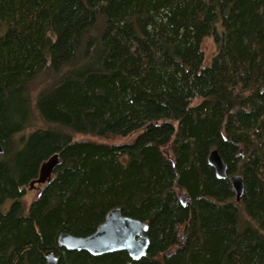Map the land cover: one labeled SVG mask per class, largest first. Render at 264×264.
<instances>
[{
  "label": "trees",
  "instance_id": "16d2710c",
  "mask_svg": "<svg viewBox=\"0 0 264 264\" xmlns=\"http://www.w3.org/2000/svg\"><path fill=\"white\" fill-rule=\"evenodd\" d=\"M0 144V264H264V0H0ZM113 207L144 257L58 244Z\"/></svg>",
  "mask_w": 264,
  "mask_h": 264
},
{
  "label": "water",
  "instance_id": "95a60500",
  "mask_svg": "<svg viewBox=\"0 0 264 264\" xmlns=\"http://www.w3.org/2000/svg\"><path fill=\"white\" fill-rule=\"evenodd\" d=\"M3 152L0 144V153ZM208 163L213 167L216 177L228 178L238 200L243 191V181L239 174L228 175L226 165L216 149H211L207 156ZM59 155L54 153L40 163L37 176L33 178L27 187L28 191H34L42 184H49L53 178L56 166L59 164ZM177 193L181 203H185L189 197L185 196L181 187L175 181ZM41 190H37L38 195ZM147 224L138 219L123 215L118 207L111 208L104 220L97 228L86 236H74L69 233H61L58 244L70 250H84L91 255H101L116 251H125L130 258L138 260L147 253L149 239L146 235ZM45 264H57L58 258L53 251L44 254Z\"/></svg>",
  "mask_w": 264,
  "mask_h": 264
},
{
  "label": "rangeland",
  "instance_id": "374dc122",
  "mask_svg": "<svg viewBox=\"0 0 264 264\" xmlns=\"http://www.w3.org/2000/svg\"><path fill=\"white\" fill-rule=\"evenodd\" d=\"M202 48H203L204 55H205V61L208 62L211 55L215 51V45L213 43V40L210 37L205 38L202 42ZM30 192L31 191H29V193L26 195L27 200L30 199V196H32ZM7 204L8 203H6V205Z\"/></svg>",
  "mask_w": 264,
  "mask_h": 264
},
{
  "label": "flooded vegetation",
  "instance_id": "af4514ba",
  "mask_svg": "<svg viewBox=\"0 0 264 264\" xmlns=\"http://www.w3.org/2000/svg\"><path fill=\"white\" fill-rule=\"evenodd\" d=\"M39 187H40V186H39ZM37 190H38V187L36 188V190H34V191L32 192L33 196H35V193L37 192Z\"/></svg>",
  "mask_w": 264,
  "mask_h": 264
}]
</instances>
